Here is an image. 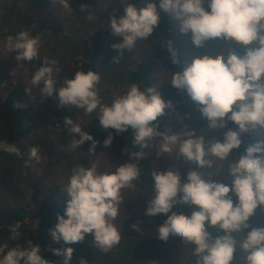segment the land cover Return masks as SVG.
I'll use <instances>...</instances> for the list:
<instances>
[{
	"label": "clouds",
	"instance_id": "1",
	"mask_svg": "<svg viewBox=\"0 0 264 264\" xmlns=\"http://www.w3.org/2000/svg\"><path fill=\"white\" fill-rule=\"evenodd\" d=\"M51 4L72 11L69 0H51ZM80 9L89 13V22L96 19L92 7L80 5ZM161 13L171 16L180 33H191V41L197 48L203 47L206 41L223 39L234 42L241 50L230 49L227 56H197L182 70L172 73L171 85L186 91L198 105L201 116L207 119L208 128L199 135L195 129L176 133L170 129L158 131V123L154 122L173 105L155 87L142 90L133 83L110 104L103 103L98 88L101 75L97 71L77 70L57 88L58 61L46 59L31 78L32 86L42 85V96L55 95L58 108L75 107L84 110L86 115L98 109L96 117L105 131L114 129L119 134L132 129V144L140 149L129 155V162L116 166L113 171H100L95 163L74 167L63 190L68 197L64 215L57 216L58 223L49 229V234L54 242L63 241L67 245L82 242L86 235H91L96 248L103 253L111 251L121 241V230L114 221L123 203L122 190L135 187L134 181L141 174L138 162L146 155L143 150L155 147L157 158L168 156L170 160L196 165L183 181L176 167L151 170L153 195L147 199L145 215L167 217L157 227L158 239L167 242L170 236H178L185 244L195 245L187 257L194 258L195 264H232L237 250L241 264H264V227L249 224L258 208L264 210V140L250 143L242 154H235L244 134L264 130V0L127 3L122 15L110 16V32L123 38L121 43L112 45L118 53L112 63H119L123 50L132 51L138 40H146L153 34ZM40 46V36L34 37L27 31L9 36L5 45L8 51L16 53V61L29 62L38 57ZM168 50L172 62L178 63L171 41ZM25 92L30 94L31 89L27 87ZM229 123L235 127L228 128L222 140L213 138L206 143L204 132L224 129ZM64 125L73 134L72 149L91 141L88 152L94 154L99 142L92 135L82 131L70 117L64 118ZM112 141L109 133L103 144L108 147ZM0 151L17 157L24 155L6 140L0 141ZM39 151V147L28 148L25 167H34L33 162H40ZM224 166H227L226 179L230 184L213 179ZM175 205L191 208V214L172 211ZM132 227L140 230L139 224ZM208 228H216L223 235L213 237ZM19 229L17 222L11 229L10 239L19 238ZM245 230L248 231L245 233ZM6 247H0V253H5ZM51 251L63 258V264H70L74 249L52 248ZM40 252V245L29 240L26 247L9 249L0 258V264H51ZM80 264L87 261L81 259Z\"/></svg>",
	"mask_w": 264,
	"mask_h": 264
},
{
	"label": "trees",
	"instance_id": "2",
	"mask_svg": "<svg viewBox=\"0 0 264 264\" xmlns=\"http://www.w3.org/2000/svg\"><path fill=\"white\" fill-rule=\"evenodd\" d=\"M72 1L75 13L84 18H87L89 13L81 11L80 5L92 7V11L96 14L95 21L97 23L92 25V29H87L82 33L79 38L75 39V37L68 34L64 48L67 60L65 79L72 78L77 70L85 72L92 70L100 73V69L103 67L104 53L106 50H109L110 38L116 36L110 32V16L113 14L117 16L122 15L124 6L127 3L140 4V0ZM204 6L207 8L206 2ZM48 13L41 0H38V6L33 9V18L30 20L32 28L35 27L37 31H43L44 25L41 23V19L48 16ZM98 23L100 25H97ZM21 31L34 32L36 36H40L37 32L32 31L31 26L26 27L23 25L18 28L17 33ZM169 41H171L172 47L176 51L178 63L174 64L172 62V55L168 50ZM193 48L192 42L190 44L183 43L181 33L171 16L168 13H161L160 23L154 29L153 34L146 40H141L137 49L138 61L134 62L130 60L128 63H112L111 61L108 64L107 74L115 76V79L112 81L114 82V90L118 89L121 95L133 83L138 84L142 90L148 87H155V83L158 81L155 74L161 71L165 72L163 79L162 77L159 78L160 81H158L159 83L155 88H158L161 97L166 102L171 101L173 106L166 108L165 114L158 117V120L154 122L158 123V131L163 132L170 129L175 133V131L181 132L195 129L196 133H198L197 135H199L203 129L208 128L207 119L191 111V108L198 105L192 100L186 101L181 99V96H187L186 91L176 89L170 83L172 73L182 70L188 64V52ZM233 50L241 51L239 46ZM42 63V61L32 63V75L43 66ZM100 75L102 76L101 73ZM7 81L8 84H11L9 80ZM57 84L56 87L58 88ZM166 84L167 87L168 85L170 86L166 90V96H163V89ZM98 88L99 95L104 96L106 101L104 103L110 104L114 98L113 95L110 96V89L103 91L100 85H98ZM177 102L183 104L182 112L181 108L177 106ZM16 104L22 105V107H14ZM187 105L190 107L189 110ZM36 122L37 107L35 103L25 100L21 93L11 89L5 83H0V127L2 131L0 139L6 140L10 144H20L34 133ZM234 127L232 123H229L226 131L228 128ZM214 131V129H208V131L203 133L206 143L213 138L219 137L217 133L214 134ZM109 133L113 136L111 145L123 162H129V155L140 150L138 146L132 144L133 131L130 128L117 134L114 129L105 131L99 123L92 130V135L98 136V141H104ZM220 139L222 140L223 137ZM242 140L243 143L240 149L236 150V155L242 154L250 143L264 140V138L256 130L244 134ZM143 151L146 154L145 158L138 162V166L141 168L140 179L134 181L135 187H132L134 191L144 195L143 201L139 202L140 205H138V208L142 207L141 213L138 215L134 214L123 220L121 241L108 253H103L95 247L91 235H86L84 241L71 245L64 244L63 241L60 243L53 241L49 234V229L58 223V215H64L67 198L63 192L64 188L59 183L52 182L50 185H46L37 175H32L26 179L28 186L26 193L20 194L22 200L7 206L0 204V237L5 236L8 238L12 227L19 222L20 227H22L21 232L24 233L22 235L24 239L22 237L10 239L11 245L13 244L12 248L26 247L27 242L32 240L34 244L40 245L41 256L50 261L51 264L63 263V258L54 255L51 249L67 247L74 249L70 264H80L81 259L87 261V264H170L161 253L160 244L162 240L157 237V227L167 217L164 214H158L155 217L145 215L147 199H150L153 195L151 170L154 168L158 171H164L168 168L176 167L180 170L183 181L190 170L196 169V165L184 162L183 160L179 162L170 160L171 158L168 156L157 158L155 147H149ZM197 170L202 171V169ZM213 179L221 182L219 174L213 177ZM172 211L190 215L192 209L186 206L175 205ZM26 220H29L31 224L30 229L24 228ZM133 224H139L140 230H135L132 227ZM208 231L213 237L223 235V232L216 228H208ZM175 242L181 247L180 237L175 236ZM232 264H241L240 253L238 251L234 254Z\"/></svg>",
	"mask_w": 264,
	"mask_h": 264
},
{
	"label": "rangeland",
	"instance_id": "3",
	"mask_svg": "<svg viewBox=\"0 0 264 264\" xmlns=\"http://www.w3.org/2000/svg\"><path fill=\"white\" fill-rule=\"evenodd\" d=\"M41 3L44 4L46 12L49 13L48 16L41 19L44 30L40 32L37 31L35 27L32 28V24L30 23L31 18H33V9L38 6V0H0V83H5L11 89L21 93L25 100L34 102L37 107V122L34 133L27 140L20 144H16L24 155L17 157L15 154L0 151V204L6 206L22 200L20 194L26 193L28 186L26 179L32 175H37L46 185L57 182L65 189L74 167L81 165L89 167L91 164L95 163L100 171H113L116 166L125 163L117 156L112 145L105 147L103 140L98 141V136L92 135V130L99 124V119L96 117L99 114L98 109L91 115H86L84 110L75 107L71 109L67 107L58 108V98L55 95L46 98L40 93V87H42V85H31V78L33 76L31 74L32 63L35 61H42V64H44L46 59H55L58 61L56 67L60 69V71L55 74L56 83H58V88L63 86L67 61L64 48L68 34L75 37V39L79 38L82 33L87 29H92V25L97 23L95 20L89 22L87 18L76 14L72 0H69L72 11L64 9L62 5L51 4V0H41ZM23 25L26 27L31 26L32 31L37 32L41 38L38 57L31 62L16 61V53L8 51L5 47L7 38L9 36L15 37L18 34V28ZM97 25L100 24L98 23ZM29 33L34 37L36 36L34 32ZM181 36L184 44H190L192 42L191 33H181ZM110 39L109 50H106L104 53L102 61L103 67L100 69L102 76L99 85L103 91L110 89V96L113 95L116 97L117 95H121V92H119L118 89L114 90V82L112 81L115 79V76L113 74L110 76L107 74V67L113 60V56L116 57L118 55L117 50L114 49L112 45L121 43L123 38L120 36H112ZM140 43L141 40H138L135 48L130 52H128L127 49L123 50V55L119 63H128L130 60L134 62L138 61L137 49ZM221 43L222 45H220ZM237 47L238 45L234 42H228L223 39L209 40L205 42L203 47L197 48L194 46L192 50H189L187 63H191L192 59L197 56H216L220 54L227 56L230 49H237ZM164 73V71H161L155 74L158 81H160L159 78L161 77L163 79ZM7 80H9L11 84H8ZM158 81L155 83V87H157ZM169 86L170 85H168V87ZM27 87L31 89L30 94H26L25 92ZM164 87L163 96H166L167 84ZM101 97L104 99V96L101 95ZM181 99L186 101L191 100L188 95L185 97L181 96ZM102 102H106L105 99L102 100ZM177 106L181 108L182 112L183 104L177 102ZM187 108L188 110L190 109L188 105ZM191 109L193 113L201 115L198 106ZM66 116L70 117L74 123L79 124L82 127V131L89 133L99 142L95 148L94 154H89L88 152L91 141H86L84 144L79 145L77 149L71 148L73 134L70 133L68 127L64 125V118ZM214 130V134L217 133L219 135V137L215 139L221 140L220 138L223 137L226 128ZM257 131L258 134L264 138V130L258 129ZM1 132L0 127V134ZM176 132L177 131H175V133ZM75 138L80 139L79 134H75ZM0 141L3 140L0 139ZM33 146L39 147L40 149V162H33L34 167H25L24 163L27 159V150L29 147ZM227 174V166H224L219 172L220 181L225 184H230V181L226 179ZM64 195L68 198L66 192H64ZM122 196L124 199L120 206V213L114 221L116 226L121 230V233L123 231V220L134 214H140L142 207L138 208V205H140L139 202H142L144 199V195L134 191L132 187L123 189ZM232 198L235 202L236 197L233 196ZM249 224L251 227H264V210L258 208L255 214L250 217ZM30 225L29 220H26L24 228L30 229ZM21 228L22 227L19 229V237H22L24 234L21 232ZM248 230H246L245 233ZM10 236L11 230L8 238L5 236L0 237V247L7 245L5 253H0V258L12 248L13 244L11 245ZM22 239H24V237H22ZM194 248L195 245L185 244L182 239L180 247L178 243L175 242V236H170L167 242L162 241L160 244L161 253L170 264H195L194 258H187L190 256L189 251L194 250ZM237 251L239 252V250ZM59 264H61V262H59Z\"/></svg>",
	"mask_w": 264,
	"mask_h": 264
}]
</instances>
